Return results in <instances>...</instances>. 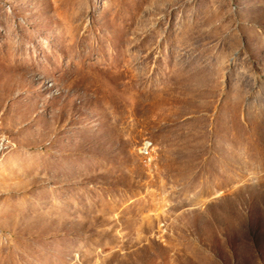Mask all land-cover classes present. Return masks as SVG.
<instances>
[{
    "label": "rangeland",
    "instance_id": "obj_1",
    "mask_svg": "<svg viewBox=\"0 0 264 264\" xmlns=\"http://www.w3.org/2000/svg\"><path fill=\"white\" fill-rule=\"evenodd\" d=\"M0 264H264V0H0Z\"/></svg>",
    "mask_w": 264,
    "mask_h": 264
},
{
    "label": "built area",
    "instance_id": "obj_2",
    "mask_svg": "<svg viewBox=\"0 0 264 264\" xmlns=\"http://www.w3.org/2000/svg\"><path fill=\"white\" fill-rule=\"evenodd\" d=\"M144 148H145V150H144V152L146 153V154H149V148H150V145H144Z\"/></svg>",
    "mask_w": 264,
    "mask_h": 264
}]
</instances>
